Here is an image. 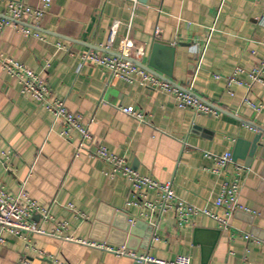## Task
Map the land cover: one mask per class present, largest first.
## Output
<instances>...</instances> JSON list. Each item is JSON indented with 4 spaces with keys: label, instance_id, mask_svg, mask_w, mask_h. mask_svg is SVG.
Segmentation results:
<instances>
[{
    "label": "crops",
    "instance_id": "crops-1",
    "mask_svg": "<svg viewBox=\"0 0 264 264\" xmlns=\"http://www.w3.org/2000/svg\"><path fill=\"white\" fill-rule=\"evenodd\" d=\"M39 28L42 38L11 25L0 31V184L14 195L24 188L50 218L43 212L31 218L43 233H6L0 264L21 257L31 264H161L140 263L92 241L166 262L186 255L190 264H264V82L248 75L264 58V0H51ZM126 35L145 48L142 62L215 105L218 115L179 107L172 94L143 84L140 74L128 82L81 62L89 49L108 44L116 51ZM2 58L30 68L81 116L93 135L86 149L77 151L78 131L61 135V121L20 91ZM237 67L241 83L228 84ZM118 105L133 106L145 119ZM98 144L226 222L204 213L180 222L173 210L127 204L136 198L129 180L108 176V163L87 151ZM225 152L232 161L214 172L211 155ZM224 180L238 184L229 212L215 203ZM156 197L148 192V199ZM116 211L128 216L133 232L107 221ZM61 221L66 227L58 234Z\"/></svg>",
    "mask_w": 264,
    "mask_h": 264
},
{
    "label": "built area",
    "instance_id": "built-area-1",
    "mask_svg": "<svg viewBox=\"0 0 264 264\" xmlns=\"http://www.w3.org/2000/svg\"><path fill=\"white\" fill-rule=\"evenodd\" d=\"M51 0H40L37 5L26 4L17 0H6V10L0 14V31L6 25H11L14 28L22 31L25 35L33 34L42 38L39 28V22L45 13L47 6ZM137 2V0H134ZM26 21L29 22L26 24ZM30 26V27H29ZM108 44L97 49H89L80 56L82 63H90L98 65L107 70L110 76L121 78L125 81L132 82L134 74H140V80L143 84L150 86L154 90L166 91L174 96L179 107H191L197 113H208L218 115V108L197 97L189 90L181 88L171 82L158 77L157 75L147 71L138 66L128 57L135 60H140L145 55V48L141 45L135 44L129 36H124L115 51L117 54L109 53ZM2 68L14 76L19 84L20 91L31 96L35 101L42 104L51 114L55 120H60L62 129L60 134L64 137L70 136L71 130H76L80 134V142L77 146V151L87 148V144L92 140L93 135L89 129V125L82 122L81 116L73 113L65 106L61 98L54 96L45 84V82L38 78L36 74L24 64L12 59L2 58ZM243 71L242 68L237 67L234 73L227 76V83L239 82L235 76L237 72ZM248 75L253 81L264 82V58L259 61V64L248 71ZM118 109L128 115H131L139 120H144L145 116L142 112L130 105H118ZM90 155L102 158L109 165V170L106 174L114 176L120 174L126 177L131 186V190L135 195V199L127 201V204H135L139 206H146L151 210L167 211L173 210L179 221L184 222L189 217L198 213L210 215L222 223L226 220L217 216L207 208L197 207L185 200L177 197L170 182H159L147 175L141 174L132 169L126 161L115 155L109 154L102 144H98L93 151L87 149ZM217 165L213 171L219 172L232 161L230 152H225L221 155H211ZM155 191L157 197L154 200L148 199V192ZM238 191L237 181L224 180L221 185L219 195L216 198V205L223 206L227 212L236 207L235 200ZM43 212V218L48 219L47 210L39 206L34 199L21 187L17 194H10L3 185L0 184V244L5 242L6 233L22 235L24 231L44 232L36 223L31 221L34 214ZM66 227V222H58L55 226V232L61 233ZM55 233V234H56ZM66 239H73L71 235H64ZM82 242H88L81 240ZM89 244L98 246L114 252L117 255L133 256L138 262H156L161 264H190L189 258L186 255H177L172 261L166 262L164 260L156 259L152 256L135 254L123 247H111L103 243L88 242ZM39 253H42L39 250ZM54 263L56 259L52 258ZM15 264H31L25 258H19ZM67 264V263H62Z\"/></svg>",
    "mask_w": 264,
    "mask_h": 264
},
{
    "label": "water",
    "instance_id": "water-1",
    "mask_svg": "<svg viewBox=\"0 0 264 264\" xmlns=\"http://www.w3.org/2000/svg\"><path fill=\"white\" fill-rule=\"evenodd\" d=\"M156 46V45H154ZM98 49V48H97ZM109 53H113V54H117L115 51H111V50H105ZM127 59L131 60L132 62H134L135 64H137L138 66L146 69L147 71L157 75L158 77L165 79L169 82H171L174 85H177V83H175L173 80L170 79V74L163 76L162 74L158 73L155 69L154 66L151 63L145 64L144 62L140 61V60H135L133 58L128 57ZM190 91V90H189ZM191 93H193L194 95H196L197 97L203 99L201 96H199L198 94H196L195 92L190 91ZM205 100V99H203ZM259 129V128H258ZM261 130V129H259ZM262 131V130H261ZM260 136L261 133L257 134L254 139L250 142V152L249 155H252L254 153V150L256 149L258 143H260ZM264 144V142H263ZM114 212V211H113ZM118 214H120V217H122V221H117L116 218L118 217ZM115 218L114 220H107L108 222H110L113 226H118L119 228L123 229V230H130V232L134 231V226L131 224L130 221H128V216L126 214L121 213L120 211H116L115 213ZM137 263V262H136ZM138 264V263H137Z\"/></svg>",
    "mask_w": 264,
    "mask_h": 264
}]
</instances>
